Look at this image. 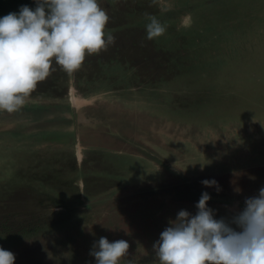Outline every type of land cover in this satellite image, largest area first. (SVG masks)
<instances>
[{
    "label": "rangeland",
    "instance_id": "374dc122",
    "mask_svg": "<svg viewBox=\"0 0 264 264\" xmlns=\"http://www.w3.org/2000/svg\"><path fill=\"white\" fill-rule=\"evenodd\" d=\"M182 2L98 0L100 6L110 16L107 28L112 30L115 43L99 55H86L83 67L73 74L65 73L54 64L56 71L38 84L37 90L22 108L23 110L34 107L53 108L69 104L89 112L95 109L93 105L95 102L94 104L115 107L121 110L119 112L132 113L138 110L136 108L140 105L144 106L145 109L142 107L140 111L143 116L135 117L130 122L135 129L142 128L148 132L153 129V137H160L162 140L159 147L161 144L165 147L170 143L167 149L156 150L164 159L154 162L148 160L152 157H147L144 153L147 152L145 149L148 150L151 146L139 144L137 138L141 137L135 131L128 135L132 136L128 142L115 138L111 146L102 143L91 146L89 153L84 152L82 141L81 149L75 153L67 149L60 139L46 143L36 140L24 142L14 140L8 146L3 145L0 140V163L4 166L10 164L12 170L9 178L0 180V247L14 253L16 259L22 250L33 243L39 246L41 243L45 244L44 240L67 243L68 237L72 234L81 235L82 256L77 263L70 264H95V258L89 253L94 242L100 237H106L110 242L120 239L128 241L130 248L126 262L130 260L131 264L137 261L142 264H156L152 251L153 244L168 226V221L174 220L182 209L193 215L197 211L196 203L164 199L171 187L165 191H158L160 196L154 195L157 187L168 186L170 182L171 186L175 185L172 184L175 183L173 179L167 176L164 167H160L161 164L166 166L172 164L174 168L185 170L186 175L190 177L192 175L194 179L203 175L212 176L210 180H216L221 190L220 193H214L217 191L216 188L208 187L209 192L214 193L213 197L225 194L222 198L225 202L208 205L215 210L217 219L222 217L230 219L235 212L243 209L246 198L258 195L259 189L264 187V98L250 89L254 85L250 70L253 68L257 74L258 69L259 73L264 75V1L255 0L256 4L262 6V10L261 6L257 8L254 4L249 10L236 8V11L227 17L223 15L226 14L225 11L216 7L220 5L210 4L212 0H185L183 5ZM207 2L210 5L199 7L202 15L209 16V19L202 20V28L219 24L223 27L221 36L220 31L210 34V39H220V50L210 49L207 45L210 39L206 42L198 38L194 44L203 46L209 57L202 58L205 60L204 66L197 64L190 67L186 55V51L190 50L180 45L181 41L179 44L174 43L177 40L174 38L176 35L174 31L178 27L195 30L197 23L192 21L189 12L193 9L198 10L197 5ZM176 4L185 7H177ZM224 7L227 8L229 5L226 4ZM171 14H179L180 17L170 20ZM149 15L156 16L159 20L168 17L162 19L167 24L162 20L161 23L168 27L170 24L175 26L170 31L167 27L165 35L158 39L148 40L145 26L149 22L147 19ZM252 17L259 18L254 26ZM185 20H190L189 27L184 25ZM237 21H240L239 24L247 25L242 27L243 31L252 29L251 32L243 33L244 38L239 49L237 48L239 44L234 42L229 32L230 25ZM219 60L220 66L216 65ZM186 74L200 78L198 80L200 82L194 81L192 75L185 79ZM192 81L194 87L190 85ZM227 83L232 87L225 89ZM188 88L192 89L189 93ZM219 100L220 105L217 102ZM0 114L6 112L0 111ZM24 115H27V112L16 114L18 117ZM195 126L204 132L194 134L192 138L194 145L205 147L209 145L210 155L215 161L211 165L215 167L218 160L220 174H217V170H214V173H211V170H197L194 173L188 171L189 165H186L185 156L192 150V144L190 140L185 139L188 136L186 131ZM171 131L177 138L176 141H172L174 137L170 134ZM104 134L108 136V133ZM123 134L124 131L118 129L116 136L122 139ZM119 144L124 147L122 150L117 152L118 150L112 149V146L119 147ZM116 153L123 156H117ZM38 155L42 159L48 158L64 163L63 166L61 164H57V167L51 166L50 171L45 174L47 178L44 176L43 179L44 185L56 187L60 191L56 193L53 201L49 199L52 205L44 206L42 200L48 197L44 193L39 198V203L42 204L32 205L33 193L27 191L31 187L29 185L26 190H21L22 192H18L17 189L9 196L3 195L2 193L10 191L9 186L13 181L16 184V181L26 178L24 175L27 173V167L31 166V164L27 166V160L33 163ZM137 158L141 161L148 160L145 167L152 172L149 176L153 182L149 185L153 188L143 191L141 183L144 178L128 179L129 185L137 184L139 189L129 195L124 194L115 204L109 203V206L106 205L104 208L92 209L90 203L97 201L94 197L111 193L108 191L111 187L108 186L114 183L105 179L112 174L111 169L118 174H124L127 169L128 175V160H132L130 164L137 168L134 161ZM67 165H70L71 169L65 174L66 179L61 177L63 181L59 183L60 179L57 178L59 168ZM105 165H109L110 168L107 166L105 168ZM72 166L74 168L82 166L81 170L86 171L88 176L83 178L84 176L78 174L79 170L72 169ZM38 169L42 171L43 166H39ZM106 169L109 173H104ZM51 173L52 176L56 175L53 176L55 178L51 177ZM0 175L6 176L3 169L0 170ZM7 181L9 185L5 184ZM122 182L124 187L128 185L127 180ZM186 187L188 189V186ZM198 189V192L191 193L192 198L201 197L203 193L201 183ZM138 191H143L142 196ZM136 193L139 196H135ZM60 195L70 199L66 201L67 203L74 204L64 205L66 202L62 201L59 206H53V203L60 201ZM107 199L103 198L104 201ZM76 202H80V207L74 217L79 218L80 215L83 220L81 224L74 226L73 221L69 222L72 219H68L65 209L75 206L72 207L74 211ZM34 226L39 227L37 233L31 231ZM18 237L20 239H17ZM139 251L143 252L138 253ZM43 258V264H59L57 263L59 255L48 254Z\"/></svg>",
    "mask_w": 264,
    "mask_h": 264
},
{
    "label": "clouds",
    "instance_id": "9594fccd",
    "mask_svg": "<svg viewBox=\"0 0 264 264\" xmlns=\"http://www.w3.org/2000/svg\"><path fill=\"white\" fill-rule=\"evenodd\" d=\"M35 5L0 17V111L9 114L26 105L38 84L56 71L54 64L73 74L83 67L86 55H99L115 43L107 28L110 16L98 0H35ZM147 19L148 40L165 35L167 25L156 16ZM190 24L184 21L186 27ZM201 183L221 190L214 179ZM210 199L203 192L195 215L182 209L168 221L153 244L156 264H264V187L246 198L243 209L230 219H217ZM129 248L126 240L100 237L89 254L95 264H122ZM15 259L0 247V264H15Z\"/></svg>",
    "mask_w": 264,
    "mask_h": 264
},
{
    "label": "trees",
    "instance_id": "16d2710c",
    "mask_svg": "<svg viewBox=\"0 0 264 264\" xmlns=\"http://www.w3.org/2000/svg\"><path fill=\"white\" fill-rule=\"evenodd\" d=\"M178 1L179 2L183 1L182 2V5H183L185 0H178ZM211 3L220 5V6H216V7H220L221 11L223 10V11L226 12V14H223L225 17H227V15L231 14L233 11H236L235 10L236 8L239 9L240 7H242V10L243 9H248L249 10V9L252 8V6L254 4H256L255 0H230V1L229 0H222V1H220V0H212V2H210V4ZM178 4H176L177 7H185V6L178 5ZM210 4H208V2L206 4L200 3L199 5L196 6L198 10L193 9L192 11L189 12L190 15H191L192 21L197 23V24H195V28H194L195 30L188 29V28H185V27H182V28L178 27L179 29L177 28V30L174 31V33L176 34L174 36V38L177 39V40L174 41V43H176V44L178 43L179 44V42L181 41L180 45L186 46V49L190 50V52L186 51V55H187V59H188V63L190 65V67L191 66H196L197 64H198V66L199 65H201V66L205 65L204 64L205 60H202V58L203 57L206 58L207 54H206V51L204 50L203 46L194 44V43L197 42V39L201 38V40H206V42H208V40L210 39V34L211 33L215 34V33L220 31V36L222 35L221 32L223 30L222 29L223 27L220 26V24L218 26L217 25H211L212 27L210 26V27H207V28H202V20L204 21V19H206V18L209 19V16L202 15V12H200L201 9L199 7H201L202 5L207 7ZM226 4H228L229 7L225 8L224 5H226ZM22 5H27V6H29L32 9H34L35 6H36L35 5V0H0V17H3V16L7 15L10 12H18ZM256 5H257V8L259 6H261V5H259V3L256 4ZM232 7H234V9ZM216 10L217 9H215V13H216ZM261 10H262V6H261ZM261 15H263V14L261 13ZM179 17H180L179 14H177V15L171 14V16H169L170 20H175V19H178ZM163 18L164 19H168V17H162L159 21L161 22V20ZM258 21H259V18L252 17V26H254L255 23L258 22ZM162 22L166 23L164 20H162ZM239 22L240 21L235 22L234 24L230 25V28H229L230 29L229 32L232 34L234 42L236 41V43L239 44V46L237 47L238 49L242 46L241 41L244 38V34L243 33L252 31V29H251V31H243L242 27H247V25L246 24L242 25V23L239 24ZM173 26H175V25L170 24V27L167 26L168 28H170L168 31H170ZM181 36H184V38H181ZM170 44H172V42H170ZM207 45L210 46V49L212 51L213 50H220L221 41H220V39L211 38ZM207 57H209V56H207ZM216 65L220 66V60L218 62H216ZM187 68H188V65L186 64L185 69H187ZM256 72H257V74L255 73L253 68L250 70V74L251 73L253 74L252 76H253V80H254V85L251 86L250 89L252 88V91L255 94L258 93V94L262 95V97L264 98V86H263L264 75H261L259 73L258 69H257ZM190 75H192V74H189V75L186 74L185 79L190 78L189 77ZM192 79H194V81H196V82H200V81H198L200 78H197L194 75H192ZM190 85L194 87L195 84H193V81H192L190 83ZM230 87H232V86L229 83L225 84V89H229ZM189 90H192V89L188 88V93H189ZM217 102L220 105V100L217 101ZM103 106H104L103 104H99V103L95 104V109L98 110V111H102ZM142 107H143V109H145L144 106L140 105L139 108H136L138 110H134V111H132V113H130L129 111L128 112H122V115L119 116V117H123L124 121L130 122L135 117L143 116V115H141V112H140ZM104 109H105L104 110L105 111V115L108 118H110V115H111L112 111L113 112L115 111L116 113L121 111L119 109H116L115 107L112 108V107H110L109 105H106V104H105ZM158 126H159V122H158ZM199 131L200 130H198L196 126H195V128H192L191 130L186 131V134L188 136L185 139L187 141H189L194 136V134L197 135V133ZM104 132L105 133H109L110 135L108 134V136H107V135L104 134ZM115 133H113L112 129L108 130V132L105 131V130H98V131L97 130L96 131L89 130V131L83 133L81 135V141H82V147H83L84 152L85 153H89L91 151V146H93L95 144L98 145V144L102 143L103 145L106 144V145H110L111 146L112 142L113 141L115 142L116 139L122 141V139L117 137L115 135ZM170 134L173 135V131H171ZM173 137L174 138H173L172 141H176L177 138L174 135H173ZM112 139H114V140H112ZM156 140H159V141H156ZM120 141H119V143H120ZM153 142H158V144H160L162 142V140L158 137L157 139H154L152 141V143ZM140 143L143 144V143H145V141H143L142 138H141ZM169 145H170V143H167V148H168ZM208 146L206 148H208ZM123 148L124 147H122V144H119V147H113L112 146L113 150L114 149H115V151L118 150L117 152H119V150H122ZM174 148H177V147H174ZM160 149H166V146L164 147V145L161 144V147L158 146L156 148H150V149L148 148V150H145L147 152L144 153V155L147 156V157H152L151 159H148V160H151L152 162H154L155 160L156 161H161L162 159H164V157H162L161 154L159 155L157 153V151H156V150H160ZM203 151L205 152L204 149H203ZM116 155L117 156H123L120 153H116ZM29 156H30V154H29ZM37 157L39 159L34 157V159L36 158L37 160L35 159L33 163L30 162L29 159L27 160V166H28V164H31V166L27 167V170H26L27 173L26 174L24 172V174H25L24 176H26V178L25 179L23 178L21 181H17V182H19L18 185H20L21 182H24L26 180L25 183L22 184V187L24 188L22 190H26L27 187L31 186L27 191H31V193H33L32 194L33 195L32 201H31L32 205H36L37 203H39V198H40V196H42L41 195L42 193L48 195L47 198L42 200L44 206L48 207L51 204L50 200L53 201L54 197H56V193H60V191L56 187L52 188L50 185H44L43 184L44 176H45V174L47 172L50 171L49 168L51 166H56L57 167V164H61L63 166L64 163L61 162V161H54V160H51V159L48 160V158L42 159L40 155H38ZM133 158H135V157H133ZM148 160L145 159V161H141L138 158L134 159L135 165H136L137 168H135L133 164H130V162L132 160H128V162H129L128 175H126L127 174V169L124 171V174H120V173L118 174V173L114 172L111 169L112 174L109 177H105V179H107V180L111 181L112 183H114V185L108 186V187H111V189L108 190L111 193L109 192L110 194L105 193V194H103V195H101L99 197H94V198L97 199V201H94V203H91V208L97 210V209H100V207L104 208V206H106V205L109 206V203L111 205H112V203L115 204V202L118 201L120 198H122V196L124 194H126V195L128 194L129 195L133 191L139 189L137 187V184L129 185V180L128 179H131V178L136 179V180L140 179V178H144L145 179L143 181V183H141V185H142V187L144 189L143 191H147V190L149 191L150 188H153L151 185H149L150 182H153L152 181L153 179L150 178V176H149L152 172L150 170L148 171V169L145 167L148 164ZM45 162H46V164H44ZM50 163H52V164H50ZM0 165H3V164L0 163ZM39 166H43V170L42 171H40L38 169ZM62 166L59 168L60 169L59 176L57 177L58 179H60L59 183H62V181H63L61 179V177L66 179L65 174H67L68 170L71 169L70 165H67L65 167H62ZM69 166H70V168H69ZM106 166L110 168L109 165H105L104 167L106 168ZM162 166L166 170L165 172H166L167 176L172 178L173 181L175 182V183H172V184H175V185L171 186L170 185L171 182H170V184L168 186H164V187H161V188L157 187V190L155 191L156 194H154V195L160 196V194H158V191H165L168 187H171L169 192H168V195H165V197H163L164 199H169V200H172L174 202L183 201V202H187V203H190V202L198 203V201L200 199V196L196 197V199H194V198L191 197L192 196L191 193L198 192L199 191L198 185L205 179L210 180L212 178V176L203 175V177H200L198 179H194L192 176L190 177V176L186 175L185 170L174 168V165H172V164L169 165V166H166L165 164H161L160 167H162ZM31 168H32V170H31ZM73 168L74 167L72 166V169ZM81 168H82V166H80L78 168H77V166H75L74 169L76 171L79 170L78 174L80 176H84L83 178L87 177L88 174H86V171L81 170ZM104 173H109V171L106 169ZM217 174H220L219 170H217ZM15 175H18V174L15 173ZM53 176H56V175H53ZM53 176H52V173H51V177L55 178ZM77 177H78V175H77ZM15 179H16V177H15ZM126 180L128 182V185L126 187H124L122 185L123 184L122 181H126ZM27 185H29V186H27ZM201 185L203 186V192H207L211 196V199L208 202L209 206H212V205H214V204H216L218 202H225L222 199V198L225 197V194L223 196L216 195V197H213L214 193H220V192L214 191V193H210L209 190H208V187H205L202 183H201ZM186 186H188V189H187ZM9 188H11L9 193H2V194L9 196L13 192L12 191L13 187H9ZM143 191H138V193L141 195ZM138 193H136L135 196L136 195L139 196ZM31 196H29V198ZM60 196H61L60 201L56 202L55 204L53 203V206H59V203H63L62 201L66 202L67 200L68 201L70 200V199H68V197H65V196L62 197V195H60ZM103 198H108V199H107V201H104ZM73 200H77V199H73ZM42 202H40L39 204H42ZM76 203H75L76 204V209L74 211H72L73 210L72 207H75V206H72V207H69V208L65 209V211L67 212L66 215H67L68 219H72V220H69V222L73 221L74 226L81 224L82 220H83V218H81L80 215H79V218L78 217H74L75 214L78 213V207H80L79 206L80 202L79 203L76 202ZM70 204H74V203H72V202L71 203H67V202L64 203V205H70ZM82 207H84V206H82ZM65 222L68 223L67 221H65ZM31 231H34V232L37 233L39 231V227L38 226H34ZM80 237H81V235L80 236L79 235L73 236L71 234L68 237L69 239L67 240V243L66 242L61 243V242H56V241H52V240H44L45 244L41 243L40 246L39 245H34V243H33L32 246L27 247V248H25L24 250L21 251V253L18 256V258L15 259V264H43V262H42V261H44L43 257L47 256L48 254H50V255H59L60 258H59V260L57 262L59 264L77 263L79 261V259H81V256H82L81 239H80ZM17 239H20V238L18 237ZM45 248L47 249L46 252H45V250H46ZM48 249H51V250L48 251ZM141 252H143V251H139L138 253H141ZM122 264H128V261L126 262V259L122 260ZM133 264H142V263L137 261V262H134Z\"/></svg>",
    "mask_w": 264,
    "mask_h": 264
},
{
    "label": "water",
    "instance_id": "95a60500",
    "mask_svg": "<svg viewBox=\"0 0 264 264\" xmlns=\"http://www.w3.org/2000/svg\"><path fill=\"white\" fill-rule=\"evenodd\" d=\"M24 112H27V115L21 116L22 118L16 116ZM96 112L97 110L89 115L79 106L64 104L53 108L34 107L26 108L22 112L0 114V139H8L12 142L36 140L41 143L60 139L67 149L76 153L81 149V135L87 132L86 130L112 129L110 120L100 118L99 113ZM1 169L5 171L6 166L0 165Z\"/></svg>",
    "mask_w": 264,
    "mask_h": 264
},
{
    "label": "flooded vegetation",
    "instance_id": "af4514ba",
    "mask_svg": "<svg viewBox=\"0 0 264 264\" xmlns=\"http://www.w3.org/2000/svg\"><path fill=\"white\" fill-rule=\"evenodd\" d=\"M94 103L95 102H93V105L95 106ZM104 107H105V105L103 106L102 111H98L97 110L96 114L99 113L98 115L102 119H108V120H110V122H109L110 123V126H111L110 128L113 127L112 130H114L115 132H117L118 129H121L122 131H124V134L122 135V140L128 141V138L131 139L132 136H129L128 137V135L129 134H132L135 131V132H137L139 134V136L142 138V140H147V141H145L144 144H148L149 146H151L149 148H156V147H158V145H160V144H158V142H153L152 143V141L154 139H157L158 138V137H153V134H152L153 131H154L152 129L153 126L151 127V129H152L151 132H148V131H146V130H144L142 128L135 129L132 126V122L124 121V119L123 120H119V118H123V117H119V116L122 115V112L116 113L115 111L114 112L112 111V113L110 115V118H108L105 115V111H104L105 109H104ZM93 111H96V109L90 110L88 112V114L90 115V113H92ZM138 123H140V121H138ZM141 124H143V123H141ZM196 127H198V126H196ZM191 129H189V130H191ZM198 130H200L201 132H204L203 129H198ZM86 131H88V130H86ZM200 131L198 133H200ZM192 138L190 139L191 144H192V150L185 156L186 165L187 166L189 165V170L188 171L190 173H194L197 170H200V171L211 170V173H214V170H220V162L218 160H216V166L215 167L213 165H211V164H213L215 162L213 160L212 156L210 155L211 148L210 149L209 148H206L203 145H201V146L194 145V143L192 141ZM0 140L3 143V145H7L8 146L9 144H12V141H10L8 139L7 140L6 139H0ZM166 149H167V145H166ZM203 149L205 150V152L203 151ZM172 155L175 156L174 154H172ZM76 160L78 162V159L77 158H76ZM6 167H9V169H5V171H4L6 173V176L0 175V180L1 179H6L9 176V173L12 171L10 164L9 165H6ZM2 181H4V180H2ZM25 181L24 182H21L20 185H18L19 182L16 181L15 182L16 184H14V181H13V183L9 187H13L12 188V191L18 189L17 191L18 192H21V190L24 189L22 187V184L25 183ZM5 184L9 185V181H7ZM5 193H9V191L8 192H5Z\"/></svg>",
    "mask_w": 264,
    "mask_h": 264
}]
</instances>
